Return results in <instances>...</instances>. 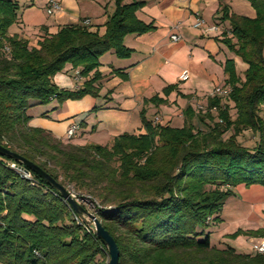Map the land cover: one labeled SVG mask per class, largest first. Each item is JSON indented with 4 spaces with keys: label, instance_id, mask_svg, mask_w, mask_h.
Segmentation results:
<instances>
[{
    "label": "trees",
    "instance_id": "obj_1",
    "mask_svg": "<svg viewBox=\"0 0 264 264\" xmlns=\"http://www.w3.org/2000/svg\"><path fill=\"white\" fill-rule=\"evenodd\" d=\"M113 1L102 33L84 24L67 25L31 45L9 33L18 19L17 0H0V145L66 189L111 206L98 218L117 244L118 264H264V254L218 247L205 233L220 222L237 185L264 188V0H245L254 17L221 10L230 32L221 42L246 69L241 77L234 60H226L229 96L208 98L204 114L187 107L181 127L154 124L141 110V133L120 134L108 145H75L28 126L31 106L98 97L100 57L108 51L129 57L124 37L154 29L136 16L142 2ZM67 66L85 79L77 89L54 82ZM113 73L127 79L125 73ZM173 88L165 87L164 95ZM143 102L164 100L153 96ZM195 118L206 121L205 127L194 126ZM244 131L256 138L253 146L237 139ZM20 168L21 163L0 155V263L108 264L105 246L59 193ZM239 235L264 236V229H238L229 236Z\"/></svg>",
    "mask_w": 264,
    "mask_h": 264
},
{
    "label": "crops",
    "instance_id": "obj_2",
    "mask_svg": "<svg viewBox=\"0 0 264 264\" xmlns=\"http://www.w3.org/2000/svg\"><path fill=\"white\" fill-rule=\"evenodd\" d=\"M56 1L59 9L49 15L47 0H17L18 19L9 28V33L31 45L45 34L67 25L84 24L102 33L104 22L114 11L113 0ZM133 1L143 3L136 12L137 18L152 24L154 29L124 37V45L132 50L129 57L118 58L112 51L100 57L99 96L86 95L60 104L52 99L48 104L31 106L27 110L29 127L43 129L66 143L70 142L65 136L66 130L71 125H78L73 137L76 141L72 144L108 145L120 134L142 132L141 110L147 120L152 122L155 117H160L159 124L173 127L183 125V111L187 107L195 113L207 112L206 96L215 86L225 85L223 64L226 60H234L236 71L243 77L246 65L221 42L225 36H230V32L228 21L220 19L223 8L254 17L253 9H246L243 0H124V3ZM198 17L204 20L205 27L215 25L218 29L206 31L193 27ZM173 33L179 36L177 41L170 39ZM113 70L127 74V79L115 75ZM183 71L189 74L185 81L179 80ZM77 72L67 66L55 75L54 82L61 89H77L85 80L80 76L77 81ZM170 85L174 88L164 95L163 89ZM153 96L164 102H143ZM197 105H203L204 110H198ZM193 124L202 129L206 121L202 123L195 118ZM234 189L241 199L232 197L225 201L217 228L222 233L226 229L232 232L264 229V188L241 184ZM225 204L229 212L234 214L236 211L228 221L223 218ZM260 240H264V236L239 235L231 239L229 245L238 253L250 254L254 253L253 245Z\"/></svg>",
    "mask_w": 264,
    "mask_h": 264
},
{
    "label": "water",
    "instance_id": "obj_3",
    "mask_svg": "<svg viewBox=\"0 0 264 264\" xmlns=\"http://www.w3.org/2000/svg\"><path fill=\"white\" fill-rule=\"evenodd\" d=\"M0 155L10 158L15 162L22 164L24 168H20L24 174H28L29 170L36 173L48 184H50L54 190H56L62 199L70 206L73 213L91 230V232L101 241L105 246L108 254V264H118L119 250L113 237L102 226L98 216L87 212L75 199H73L67 189L55 181L50 175L43 171L40 167L26 160L19 154L5 148L0 145Z\"/></svg>",
    "mask_w": 264,
    "mask_h": 264
},
{
    "label": "built area",
    "instance_id": "obj_4",
    "mask_svg": "<svg viewBox=\"0 0 264 264\" xmlns=\"http://www.w3.org/2000/svg\"><path fill=\"white\" fill-rule=\"evenodd\" d=\"M48 7L46 9L47 14H52L54 11L59 9V5L56 0H47ZM195 28H204L206 31H211V30H217L218 27L215 25L212 26H206L205 27V22L202 18L198 17L196 18V21L193 25ZM174 29L177 28V26L173 27ZM170 39L172 41H177L179 39V36L175 33L170 35ZM189 78V74L187 71H183L179 75V80L185 81ZM76 80L80 81V75L78 72L76 73ZM230 87L227 85H217L215 86L206 96V98H216V97H228L230 93ZM198 110H204L203 105H197L196 106ZM215 108H211V111L214 110ZM160 117H155L153 119V123H159L160 122ZM78 125H71L68 127L66 130V138L69 140L73 138L78 130ZM11 167H14V165L10 164ZM22 171V170H21ZM25 176H28V174H24ZM67 191L69 192V195L75 199L87 212L92 213L96 216H98V212L100 210H110L111 206H105L100 204L95 198H93L91 195L86 194V193H81L76 191L72 187H68ZM253 250L256 253L264 254V240H260L258 243L253 245Z\"/></svg>",
    "mask_w": 264,
    "mask_h": 264
},
{
    "label": "rangeland",
    "instance_id": "obj_5",
    "mask_svg": "<svg viewBox=\"0 0 264 264\" xmlns=\"http://www.w3.org/2000/svg\"><path fill=\"white\" fill-rule=\"evenodd\" d=\"M242 3H244L246 5V9H250L252 11L251 6L249 5V3L247 1H241ZM245 12V11H243ZM247 13V12H245ZM244 64V63H243ZM232 105V104H231ZM231 113H233V110H231ZM260 115L264 118V105L260 106ZM229 135V132L225 133V137H227ZM237 139L244 145L246 146H253L254 142L256 141V138L251 134V132L249 131H244L240 136L237 137ZM69 143L75 142L76 140L70 139ZM241 185V184H239ZM244 185V184H242ZM238 186V185H237ZM251 186V185H250ZM232 197H236V199L239 200V198L241 199V195L238 194L235 189H233V195L229 196L226 201L228 199L231 200ZM226 205V204H225ZM252 207V206H251ZM252 209V208H251ZM236 215V211L234 212V214L228 211L227 205L224 208V215L223 218H226V220L228 221L232 216ZM217 227H219V225L212 224L210 227L206 228L205 233L208 234L209 233V239L212 243H214L215 245L218 244L219 246L223 247V246H229L230 247V240L234 239L236 237H230L229 235L233 234L235 231H229V229H226L225 233H222L221 230H219ZM228 230V231H227ZM217 245V246H218ZM235 250V249H234ZM236 251V250H235ZM2 264V263H0Z\"/></svg>",
    "mask_w": 264,
    "mask_h": 264
}]
</instances>
